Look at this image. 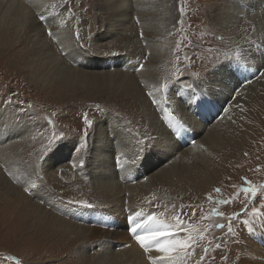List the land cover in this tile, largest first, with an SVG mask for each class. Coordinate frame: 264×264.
<instances>
[{
  "label": "rangeland",
  "instance_id": "rangeland-1",
  "mask_svg": "<svg viewBox=\"0 0 264 264\" xmlns=\"http://www.w3.org/2000/svg\"><path fill=\"white\" fill-rule=\"evenodd\" d=\"M43 1L58 8V23L29 9L37 35L0 13V264H238L242 239L264 264V113L253 116L264 102L236 105L241 117L226 112L233 100L220 86L240 94L258 80L218 31L229 2L122 6L153 8L152 29L140 32L110 0ZM113 14H124L118 35ZM154 38L164 39L156 59ZM163 132L169 142H151ZM149 217L174 234L142 247L132 219ZM81 228L118 232L130 245L85 242L74 235ZM175 241L189 246L151 258Z\"/></svg>",
  "mask_w": 264,
  "mask_h": 264
},
{
  "label": "bare ground",
  "instance_id": "bare-ground-1",
  "mask_svg": "<svg viewBox=\"0 0 264 264\" xmlns=\"http://www.w3.org/2000/svg\"><path fill=\"white\" fill-rule=\"evenodd\" d=\"M140 1L141 0H110L109 4L111 5L112 13H114L113 11L122 13V12H125V10H127L128 13H131V14L136 16V19H137L138 24H139L138 29L140 30V32H141V29H143V28L145 31L150 32V30L152 29V22H154L153 17L155 16V11L153 10V8L150 10L146 9V13H144L145 11H144V9L141 10V8H143L141 6V7H139V10H138V8H136L138 10L137 12L132 13L133 9L128 8V7H124V8L122 7V6H128L129 3H131V2L141 3ZM227 1L229 2V6L227 8H224L222 11H219L218 14H216V19L218 20L219 23H221V25L218 27V28H220V29H218V31L221 30L220 32H222L225 36H227L226 37V40L228 41L227 43H230V42L233 43L236 41V44L234 45L235 47L233 46L234 48L231 50H228V52H233L234 56H236V60H239L240 63L244 67L250 68V70L248 71V75L251 74L254 76L256 73L258 74V80L255 83H253L251 86H249L245 90V92L242 91L240 94H239L240 88L237 85L236 86L230 85L229 87H226L223 85H221L222 87L220 86V88L222 89V93H223L222 95H224V97L227 98V101L229 99L233 100V101H230V103L228 104L230 106V108L229 109L227 108V111L226 110L225 111L230 113L232 110L233 113L234 112L236 113L235 116L237 115L238 117H241L242 114L240 113L241 115H239L237 110L240 107H243L245 102L250 107L252 106V109H254V107H255L253 105L256 103L257 98H259L258 99L259 103L257 105L258 107H260L262 105V103L264 102L263 94H261L262 92L256 91V88H255L256 85H260L261 87H264V73L262 72L264 69V0H227ZM113 4H117L120 7H115L117 5H113ZM45 5L46 4L43 0H0V13L1 12L11 13L12 12V16L7 15L8 21L10 22L9 23L10 26L18 27L20 25V22L23 24L27 22L28 24L30 23L29 26H27L28 27L27 34L35 33V35H37L41 26L39 25V22L32 20L33 14L31 13V10L33 12L35 10V12H37V14H39L45 18L48 17V19L45 22L49 26L54 27V22L50 23L51 16L58 23V20L56 19L58 16L57 15V12H58L57 9L58 8L56 6H53L54 4H50V3H48L46 6ZM133 5H135V4H133ZM42 7H44V8L41 9ZM131 7H133V6H131ZM29 9H31V10H29ZM136 9H135V11H136ZM48 10H51V12H48ZM39 12H41V13H39ZM44 14H46V15H44ZM123 15H116V14L112 15V17L119 16V17H114L112 19L113 21H112L111 25L114 27V29L112 30L114 35L116 33L118 35L120 31L122 32L125 30V29H123L124 23L122 22L124 19ZM154 19H155V17H154ZM32 23H33V25H32ZM20 28L18 27V29H20ZM121 34L123 35V33H121ZM156 39L157 38H154V41L152 43V45L154 47H152V45H151V47H150L151 52H149V55L154 57V59H156V56L160 55V49H158L161 46L160 42H162V41L164 42V39H159L158 42H156ZM62 40H63L62 37L58 38L57 43L61 44V45H63V44L65 45L66 43L62 42ZM143 41L145 42V40H143ZM127 42H128V40H127ZM129 44H130V41H129ZM68 47H69V44H66L67 49H68ZM133 48H135V47L133 46ZM130 49H132V48L130 47ZM224 53L225 52H223V55H224ZM220 55L221 54H219V56ZM76 62H77V60L75 61V63ZM151 66L152 65L150 64L149 68H151ZM62 69H63L62 67L56 68V70H58V71H60ZM143 69L145 70V68H143ZM142 72H143V70H142ZM221 80H222V78H221ZM216 81H218V77H217ZM243 83H245V82H243ZM239 96H240V100L242 101L240 103L236 101ZM221 104L225 105V99L221 102ZM236 105H238V106L240 105V107L238 108V106H236ZM255 112H256V114H255ZM228 113H226V114H228ZM262 113H264V112L258 110V108H257L253 112V116L257 121H260L259 119L261 118ZM253 121H254V119H253ZM201 130H203V129L200 128V126H197V128L195 129L196 132H200ZM157 135H159V134H157ZM157 135L152 138L151 142L157 143V142H164L165 140H167V141L169 140V137H167L166 132H163V134L160 137H158ZM0 137H1V135H0ZM1 139L2 138H0V140ZM183 143H185V142H183ZM195 144H196V142H195ZM179 147H180V145H179ZM128 164L131 165L130 162ZM128 164H127V166H128ZM127 172H128L127 169H121V170H119V172H117V175L119 178H124L127 176ZM99 174L104 175V176L106 175L105 172H99ZM81 230H82V232H80L79 234H74V235L81 238L82 240H85V242H87V241L92 242L95 239H99V242L102 245H104L106 243V240L109 241V239H111V238L118 240L117 237L119 238V235H120L118 232H110L108 230H100V229L87 230L85 228L84 229L81 228ZM140 232H141V230L137 229L136 233H140ZM124 236H126V235H123V237ZM123 237H122V239L120 238V240H118V242H124L126 244L129 243L128 242L129 236L124 237V238ZM242 241L244 242V244H246V248L241 250V257L238 260V264H256L255 261L251 260V257L249 254L250 249H247V246L250 248H252V247L254 248L255 245L253 243H247L243 239H242ZM166 244H168V243H166ZM128 245H130V243ZM176 248H170L168 253L159 251L155 255H153V254H150V255L152 256L151 257L152 259H154V257L159 259V258L167 256V255L172 256V255L176 254L177 251L179 250L178 247H176ZM102 249H103V247H102ZM255 253H257V252H255ZM159 261L163 262V260H159ZM155 264H159L158 261Z\"/></svg>",
  "mask_w": 264,
  "mask_h": 264
},
{
  "label": "snow or ice",
  "instance_id": "snow-or-ice-1",
  "mask_svg": "<svg viewBox=\"0 0 264 264\" xmlns=\"http://www.w3.org/2000/svg\"><path fill=\"white\" fill-rule=\"evenodd\" d=\"M83 146V145H81ZM132 219V218H131ZM170 227L167 224H164L160 221L155 220L153 217H149L143 223L137 222L136 220L132 219V228L131 231L136 233L137 229H140V234L136 235L137 242L142 247H147L148 244L151 242L159 241L162 237H168L173 235L170 231ZM222 227V226H218ZM187 242H180L175 241L174 244H160L157 246V251L168 253L170 248L178 247L179 250L186 249L188 247ZM160 259H173L170 255L161 257Z\"/></svg>",
  "mask_w": 264,
  "mask_h": 264
}]
</instances>
